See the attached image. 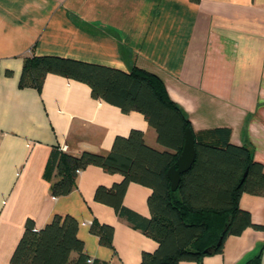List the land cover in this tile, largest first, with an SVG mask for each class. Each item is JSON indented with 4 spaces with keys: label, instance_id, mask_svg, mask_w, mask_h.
Returning <instances> with one entry per match:
<instances>
[{
    "label": "crops",
    "instance_id": "0c3cea01",
    "mask_svg": "<svg viewBox=\"0 0 264 264\" xmlns=\"http://www.w3.org/2000/svg\"><path fill=\"white\" fill-rule=\"evenodd\" d=\"M56 56L124 72L158 75L168 95L201 134L229 129L228 143L251 149L264 167V0H0V264L13 253L31 219L43 229L55 215L79 222L87 264H140L158 242L95 201L96 189L122 181L89 166L76 188L52 195L46 176L52 150L107 155L118 136L144 132L148 146L168 150L139 111L124 113L92 96L87 84L49 74L41 91L21 87L24 60ZM152 189L131 183L124 206L151 218ZM239 206L264 226V195L243 193ZM114 227L113 247L91 233ZM261 256L264 230L247 228L224 241L221 253L180 264H246ZM80 254L72 253L71 261Z\"/></svg>",
    "mask_w": 264,
    "mask_h": 264
},
{
    "label": "trees",
    "instance_id": "16d2710c",
    "mask_svg": "<svg viewBox=\"0 0 264 264\" xmlns=\"http://www.w3.org/2000/svg\"><path fill=\"white\" fill-rule=\"evenodd\" d=\"M49 74L87 84L94 98L124 113L141 112L156 130L158 143L168 149L159 151L148 146L144 132L134 129L128 136L116 137L107 155L86 151L74 156L56 147L46 167V176L55 177L52 195L56 198L69 195L76 188L79 173L89 166L123 176L111 188L98 187L94 199L113 207L120 217L158 242L153 253L142 254L140 264L198 262L207 255L221 253L225 239L231 235H240L249 227L264 230V226L253 224L250 213L239 206L243 193L264 195V167L254 160L250 148L228 143L229 129L198 135L193 132L196 160L182 175L177 191L171 189L167 172L181 155L185 131L191 124L158 75L137 67L124 72L62 57L30 56L24 60L19 84L41 91ZM131 183L152 189L148 198L151 218L124 206ZM228 221L220 246L206 253L217 245ZM78 229L79 222L70 215H55L41 230H36L29 219L11 264H87ZM90 230L101 245L113 247V226L95 221ZM74 252L80 254L75 263L71 261ZM261 263L259 255L246 264Z\"/></svg>",
    "mask_w": 264,
    "mask_h": 264
},
{
    "label": "water",
    "instance_id": "95a60500",
    "mask_svg": "<svg viewBox=\"0 0 264 264\" xmlns=\"http://www.w3.org/2000/svg\"><path fill=\"white\" fill-rule=\"evenodd\" d=\"M196 156H197V150H196L195 136H194L192 129L187 128L185 131V144H184L183 151L181 155L179 156L178 160L176 161V163L167 172L168 178L170 179V182H171V189L173 191H177V189L179 188L182 175L192 168L196 160ZM246 176H247V172L244 175V179ZM229 222L230 221L226 223L217 245H214L208 248L206 250V253H212L220 246L224 238V235L229 227V224H230Z\"/></svg>",
    "mask_w": 264,
    "mask_h": 264
},
{
    "label": "built area",
    "instance_id": "2783aa9c",
    "mask_svg": "<svg viewBox=\"0 0 264 264\" xmlns=\"http://www.w3.org/2000/svg\"><path fill=\"white\" fill-rule=\"evenodd\" d=\"M67 149H68V147L66 145H64V146L61 147V150L62 151H67Z\"/></svg>",
    "mask_w": 264,
    "mask_h": 264
}]
</instances>
